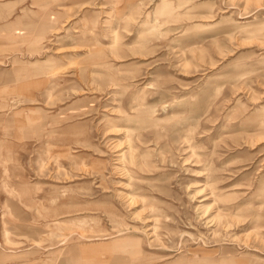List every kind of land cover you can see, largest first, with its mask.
<instances>
[{"label":"rangeland","instance_id":"obj_1","mask_svg":"<svg viewBox=\"0 0 264 264\" xmlns=\"http://www.w3.org/2000/svg\"><path fill=\"white\" fill-rule=\"evenodd\" d=\"M0 264H264V0H0Z\"/></svg>","mask_w":264,"mask_h":264},{"label":"bare ground","instance_id":"obj_2","mask_svg":"<svg viewBox=\"0 0 264 264\" xmlns=\"http://www.w3.org/2000/svg\"><path fill=\"white\" fill-rule=\"evenodd\" d=\"M159 1H160V0H159ZM165 18H167V17H165ZM32 26H33V25H32ZM177 105H178V104H177ZM178 106H179V105H178ZM184 106H185V105H184ZM176 107H177V106H176ZM184 109H185V108H184ZM152 112H153V111H152ZM137 113H139V112H137ZM190 115H191V114H190ZM139 120H140V118H139ZM135 125H136V124H135ZM128 126H129V124H128ZM137 126H139V125H137ZM128 139H129V138H128ZM144 139H145V138H144ZM129 140H130V139H129ZM119 142H120V141H119ZM130 142H131V141H130ZM121 143H122V142H121ZM135 143H136V141H135ZM117 144H118V143H117ZM115 145H116V144H115ZM119 145H120V144H119ZM122 146H123V145H122ZM116 147H118V146H116ZM119 147H120V146H119ZM123 148H124V147H123ZM119 150H120V149H119ZM121 150H122V149H121ZM123 155H124V154H123ZM120 156H122V154H121ZM122 159H123V158H122ZM124 160H125V159H124ZM124 160H122V161H124ZM122 161H121V162H122ZM119 163H120V161H119ZM123 163H124V162H123ZM123 163H122V164H123ZM140 163H141V162H140ZM124 165H125V164H124ZM121 168H122V167H121ZM122 169H123V168H122ZM127 172H128V171H127ZM129 173H130V172H129ZM129 173H128V174H129ZM128 174H127V175H128ZM124 177H125V176H124ZM124 197H125V196H124ZM126 197H128V196H126ZM132 198H133V197H132ZM62 237H63V236H62ZM131 239H132V238H131ZM128 244H129V243L125 244V246L128 245ZM122 248H123V247H122Z\"/></svg>","mask_w":264,"mask_h":264}]
</instances>
